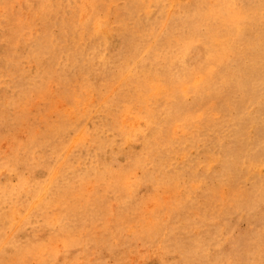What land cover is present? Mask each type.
<instances>
[{
  "label": "rangeland",
  "instance_id": "rangeland-1",
  "mask_svg": "<svg viewBox=\"0 0 264 264\" xmlns=\"http://www.w3.org/2000/svg\"><path fill=\"white\" fill-rule=\"evenodd\" d=\"M263 59L264 0H0V264H264Z\"/></svg>",
  "mask_w": 264,
  "mask_h": 264
},
{
  "label": "bare ground",
  "instance_id": "bare-ground-1",
  "mask_svg": "<svg viewBox=\"0 0 264 264\" xmlns=\"http://www.w3.org/2000/svg\"><path fill=\"white\" fill-rule=\"evenodd\" d=\"M263 60H264V59H263ZM257 62H258V61H257ZM257 62H256V63H257ZM254 64H255V63H254ZM254 67H255V66H254Z\"/></svg>",
  "mask_w": 264,
  "mask_h": 264
}]
</instances>
